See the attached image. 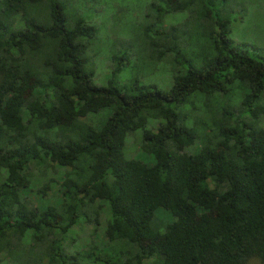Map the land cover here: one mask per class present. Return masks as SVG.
<instances>
[{
	"label": "trees",
	"instance_id": "trees-1",
	"mask_svg": "<svg viewBox=\"0 0 264 264\" xmlns=\"http://www.w3.org/2000/svg\"><path fill=\"white\" fill-rule=\"evenodd\" d=\"M63 1L0 0V264H264V51L232 45L228 0H150L135 38L165 92L95 86Z\"/></svg>",
	"mask_w": 264,
	"mask_h": 264
},
{
	"label": "rangeland",
	"instance_id": "rangeland-1",
	"mask_svg": "<svg viewBox=\"0 0 264 264\" xmlns=\"http://www.w3.org/2000/svg\"><path fill=\"white\" fill-rule=\"evenodd\" d=\"M62 1V0H61ZM71 4L86 24L94 29V36L89 41L85 58L94 70L92 83L95 86H105L108 80H113L117 87L137 78L142 85H148L161 92L168 90L170 77L164 63L143 61L141 46L135 34L146 25L144 16L148 13L150 0H65ZM230 32L228 38L237 48L255 47L264 51V0H228ZM217 8L220 10L219 5ZM68 10V9H67ZM168 20L180 21V16ZM156 25L154 28H158ZM185 51H180L184 55ZM115 57L114 60L111 58ZM120 64L119 70L112 74L115 64ZM184 110V109H183ZM182 108L179 112H183ZM110 109L101 111L94 117L93 123L100 125L106 119ZM188 118L186 124H190ZM98 124V125H99ZM153 127V122L147 123V128ZM140 132L134 131L126 135L122 153L125 159H135L149 163L150 159L139 151ZM55 189L46 197L53 198ZM105 214L102 216L103 221ZM164 211L158 209L150 225L162 232L166 223L171 222ZM249 264H259L255 259Z\"/></svg>",
	"mask_w": 264,
	"mask_h": 264
}]
</instances>
